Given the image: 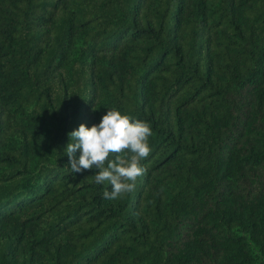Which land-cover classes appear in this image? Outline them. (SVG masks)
Segmentation results:
<instances>
[{"label":"trees","instance_id":"16d2710c","mask_svg":"<svg viewBox=\"0 0 264 264\" xmlns=\"http://www.w3.org/2000/svg\"><path fill=\"white\" fill-rule=\"evenodd\" d=\"M109 109L117 200L65 153ZM0 264H264V0H0Z\"/></svg>","mask_w":264,"mask_h":264},{"label":"clouds","instance_id":"9594fccd","mask_svg":"<svg viewBox=\"0 0 264 264\" xmlns=\"http://www.w3.org/2000/svg\"><path fill=\"white\" fill-rule=\"evenodd\" d=\"M68 136L71 142L65 153L73 173L98 169L95 182L111 185V191L103 193L105 199L117 200L134 191L137 179L146 171L141 161L151 152L152 129L148 123L109 109L99 124H81Z\"/></svg>","mask_w":264,"mask_h":264}]
</instances>
